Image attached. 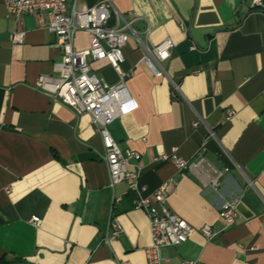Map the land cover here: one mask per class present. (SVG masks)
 <instances>
[{
  "label": "crops",
  "instance_id": "crops-1",
  "mask_svg": "<svg viewBox=\"0 0 264 264\" xmlns=\"http://www.w3.org/2000/svg\"><path fill=\"white\" fill-rule=\"evenodd\" d=\"M99 0H67L92 7ZM108 28L130 24L121 70L136 109L109 126L121 149L137 152L130 172L138 190L109 188L102 142L89 115L78 116L35 90L61 59L45 15H7L0 0V261L14 264H146L149 220L136 210L164 182L168 210L196 229L185 243L165 248L166 264H264V6L251 0H113ZM15 31L25 34L12 44ZM173 43L154 76L147 49ZM89 46L78 31L73 47ZM108 85L117 73L105 59L90 61ZM173 84L177 87L175 90ZM235 112L227 119V111ZM199 123L194 126V123ZM176 155L202 167L178 172L161 157ZM218 179L215 190L211 181ZM112 195L121 234L109 244ZM235 200L238 220L225 227L220 206ZM36 217L39 225L30 223ZM209 225L215 235L205 239ZM19 264V263H15Z\"/></svg>",
  "mask_w": 264,
  "mask_h": 264
},
{
  "label": "built area",
  "instance_id": "built-area-1",
  "mask_svg": "<svg viewBox=\"0 0 264 264\" xmlns=\"http://www.w3.org/2000/svg\"><path fill=\"white\" fill-rule=\"evenodd\" d=\"M113 0H99L92 7H75L69 12L67 0H4L7 15L15 21L29 15H45L47 22L45 29L56 36L55 47L61 52V59L53 64L51 75H41L35 82V90L70 109L78 116L89 115L102 142L101 159L105 164L109 188L121 183L126 185L124 195L129 191L138 190L139 173L130 172L128 166L131 161H138L140 155L132 150L121 149L114 141L109 126L123 115L136 109L135 100L130 95L125 79L127 75L121 70L124 61L123 48L133 33L127 32L129 23L121 28H108L109 9ZM253 8L264 6V0H251ZM78 31H84L89 36V46L77 50L73 47L74 36ZM25 34L21 31L12 33L11 43L22 44ZM173 43L166 39L157 46L147 49L142 57L152 70L154 76H167L163 64L171 55ZM105 59L108 65L117 73L118 82L108 85L91 69L90 61ZM174 89L177 87L173 84ZM235 112L227 111V119L234 117ZM199 121L194 123L196 126ZM176 149L170 155L161 158L171 162L178 172L191 167H202L204 162L200 158L196 164L188 162L176 155ZM169 182L162 183L156 191L146 198H138L133 207L145 211L149 220L150 246L145 249L146 264H166L162 256L165 248L181 245L189 240L196 229L188 225L177 215L171 213L166 205V191ZM218 186L217 177L211 181V188ZM121 196L112 195L110 216L104 242L109 244L122 232L121 225L115 216ZM219 218L225 227L235 225L238 220L235 200L224 202L219 208ZM32 225H39L36 217L30 219ZM202 236L210 240L215 233L209 225L200 229ZM129 264V263H122ZM178 264H204L197 260H185Z\"/></svg>",
  "mask_w": 264,
  "mask_h": 264
},
{
  "label": "trees",
  "instance_id": "trees-1",
  "mask_svg": "<svg viewBox=\"0 0 264 264\" xmlns=\"http://www.w3.org/2000/svg\"><path fill=\"white\" fill-rule=\"evenodd\" d=\"M15 263L25 264L24 262H20L19 260H18L17 262H15ZM15 263H14V264H15ZM0 264H7V263H6V261H4V259H2V260L0 261Z\"/></svg>",
  "mask_w": 264,
  "mask_h": 264
}]
</instances>
